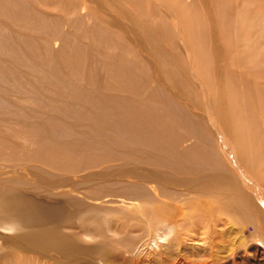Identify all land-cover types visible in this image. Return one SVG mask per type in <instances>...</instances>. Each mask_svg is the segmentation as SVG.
Returning a JSON list of instances; mask_svg holds the SVG:
<instances>
[{
	"label": "rangeland",
	"instance_id": "obj_1",
	"mask_svg": "<svg viewBox=\"0 0 264 264\" xmlns=\"http://www.w3.org/2000/svg\"><path fill=\"white\" fill-rule=\"evenodd\" d=\"M8 1L12 5L23 6L27 12L24 17L28 19L31 25L29 33L35 36L38 42L37 48L47 54L46 61L49 65H46L44 69H48L47 73L50 74L49 78L52 81L57 79L59 82L60 88L65 95V100L62 102L64 108L66 102L69 101L72 89H79V87L80 89L93 91L100 97L110 94L112 97L109 102L102 103L100 101L96 104L97 108L105 110L107 113L121 109L114 108L117 105L116 97L119 100H126L125 103L127 104L123 108L133 104V111L120 112V115L122 117V114H124V116L129 117L132 116L135 109L141 110L140 123L137 121L134 126L140 130V135L144 140L145 136H148V139L157 137L152 127L157 128L162 122L174 123V117L179 119L180 111L177 109L171 110L173 116L168 115L164 119L161 118L162 115L165 116L164 113L160 115L165 106H171L176 103L183 107V111H185V108L193 115L196 114L195 111L192 112L188 108L186 95L183 94L182 90L177 87H174L175 89L172 87V90H169L167 86L156 85L152 81L150 84L148 83L149 86L145 87V78L140 82L137 94L129 95L126 91L124 92L127 95L116 92L108 93L106 89H115L112 79L121 87H130L129 78L120 76L116 71L113 73L109 72L112 65L110 59H118L115 60V63L122 66L127 64V62L120 61L119 57H124L122 60L126 59L127 61L128 59L133 60L136 58L138 60L132 64V68L136 69L141 66L147 72L150 71L151 77L154 76L155 81H158L154 68L151 67L152 62H149L145 57L147 55L145 46L136 41L133 43L126 40L124 29L117 27L116 22L120 23L121 20L112 23V20L110 21L111 17L109 18L106 15L100 18L97 17V13H103L97 5H108L110 8L116 9V4L112 2L114 0ZM131 1L139 4L140 0ZM208 1H206V5L204 0H185L184 6L188 8L191 5V8L201 15L200 20L203 21L204 30L213 38L212 42L215 45L213 48L218 57L217 64L221 67L219 74L223 77L225 76L224 63L219 57L221 53L218 49L220 44L218 40L222 39L223 36L221 35V38L219 35L213 34L216 26L212 27L211 22H213L215 17L211 20L210 18L212 17H209V14L210 12L214 16L217 14L216 12L212 13L215 8L210 3V0ZM217 1L223 2L226 0ZM261 2L264 1L260 0L258 4H261ZM119 5L123 7L122 1H120ZM142 5L144 6V4ZM147 5L148 3L145 0V7ZM261 5L264 7V3ZM263 7L257 9L262 10ZM129 10L133 17V30H136L139 36L142 34L141 37L144 34L143 38H145L150 29H146L147 27L143 26L144 30L140 24L143 21L141 10L133 8H129ZM234 11L237 12L236 10ZM1 12L4 16L3 18L0 16V31L2 29L3 33H9L11 29L7 27L6 22L9 26L16 25L14 33L22 34L29 41L28 28L25 27L22 19L14 25V23L10 22V17L8 16L9 9L0 5V15H2ZM154 16L158 17H155L151 24L155 27L164 22L163 24L167 26L163 27L162 34L164 36L173 35L172 32L170 33L168 19L160 14H155ZM160 21L161 23H159ZM215 23L217 24L216 20ZM150 35L152 36L150 42L154 48L159 47L158 49H160L162 47L163 49V47H166L163 50L160 49V51L162 50L160 53H164L167 50L165 54L168 57L172 55L176 58L178 56L176 48L170 39L165 36L164 39L160 40L162 36L158 38V34L155 31L150 32ZM138 45L141 46L142 51H140ZM53 57L56 58L60 65L54 66L55 60ZM30 59V56H26V60ZM234 60V63L237 64L238 60H236V57ZM187 65L188 63L183 60L179 67L178 64H173L171 67V69L179 72L183 83L188 82L183 72ZM233 66L236 67V65ZM228 67L232 68L230 64H228ZM44 69L40 68L39 70L42 71ZM235 70L233 68L230 72L227 71L229 72L228 75L234 77ZM220 78H218L216 85L226 90L227 93L233 91L235 87L239 88L236 81L232 80L224 84ZM10 87L19 91L24 89V85L21 83L6 82L5 89ZM149 87L156 89L157 93L153 97L158 101L148 102L150 96L145 94V90ZM189 89L192 93L190 97L192 99L195 98L200 105V96L197 88L190 84ZM7 95L14 98L4 95L2 82L0 81V189H11L16 193L24 194V199L21 198L19 201H24L25 204L31 201L63 203L70 211V216H73V219H71L70 224L62 226L63 229L60 230V233L66 239L68 238L67 243L75 246L76 251L51 250L45 252L40 250L39 253L42 255L39 256L35 254L34 250L31 251L30 246L26 248L25 252H22L12 245H4L0 253V264H264V203H261V201L264 202V171L261 174L263 175L262 178H257L258 183H256L258 190L261 189L257 193L260 199L256 197L260 201L259 209H262L258 214L256 211L251 210L249 206L255 200L250 201L251 198H249L244 186L240 184V193L242 192V194L237 193L233 199L227 197L226 199L215 200L208 196H194V194L190 196V193H187L184 188L177 187L169 179H163L146 168L145 157L137 153L134 154L139 157L135 156L132 153L134 152L133 150L132 154H130L131 159L128 158L126 163H121L118 160L103 163L104 158L96 156V164L94 166L88 157H85L80 152L78 153V150H76L81 137L75 131L67 132L56 127V132L50 133L48 130L37 129L39 127L42 128L47 122L56 118L55 115H52L50 106L47 105V107L41 109L36 97L30 93L26 94L28 99L25 102L20 96ZM164 95L171 99H164ZM215 99H217V96H215ZM6 101H11L12 105L6 104ZM18 104L21 105L18 106ZM119 106L122 107V105ZM3 107H6V109H2ZM145 111L150 112V116L147 118H145ZM35 112H38L41 118L37 117ZM53 112L56 113L54 109ZM131 120L134 121V118ZM204 120H202V123ZM27 126L31 127L32 130L27 128ZM106 128L112 135L116 129H119L112 120L106 122ZM207 130L212 135V128L208 126ZM187 132H189L188 129ZM121 135L122 132H119L118 137H121ZM186 140L187 142L185 141L179 146L180 149L191 148V145L197 151H205L208 148L206 143H202L195 138ZM213 141L214 139L211 137V142L208 144L214 146ZM215 146H218L216 142ZM35 150L39 151V156H32ZM65 167H77L81 171L77 172V176L71 175L70 172L64 170ZM124 183L134 186L138 193L133 196H124L120 193L122 189L126 188ZM177 190L179 193H177ZM172 191L174 195L170 197H166L169 195L163 194V192ZM183 196L185 197L181 199ZM148 198L155 199V201L170 202L178 209L184 207L185 209L183 210L185 212L193 208L200 213L206 210L204 213L206 216L201 213L203 216H201V219L199 218L205 222H203L205 224L203 228H199V226L192 228L193 230H188L189 234L186 231L176 232L165 242H160V247L149 249L151 256L155 257L154 260L156 259L153 261L154 263H149L145 255V232L147 227H145V218L141 219L137 212L141 205H145V201H148ZM188 201L190 202L188 203ZM214 201L221 202L215 204ZM232 201H242V209L234 205L235 203ZM131 202L138 204V208L132 209ZM174 202L178 203L179 206ZM195 202L198 204H195ZM226 203L228 204L226 205ZM222 204L225 206L223 207ZM222 210L224 214H220L219 211ZM16 211L17 208L14 209V207H0V223L3 222L4 224L12 219V214ZM44 216L49 217L50 213L44 212L43 215L39 216L32 215L30 222L39 223L38 221H41ZM257 216H260V218ZM214 220L217 222V226H215L216 222ZM63 223L65 221L61 220L60 225ZM48 226L53 227V225ZM82 228L85 232L88 231V235L81 232ZM57 233L58 237L62 238L61 234ZM176 236L178 243L175 239ZM125 242L130 244L129 248L121 246ZM142 244L143 247L139 248ZM200 246L203 249L208 248L202 252ZM19 258L22 259L19 261ZM158 258L161 260H158Z\"/></svg>",
	"mask_w": 264,
	"mask_h": 264
},
{
	"label": "bare ground",
	"instance_id": "obj_2",
	"mask_svg": "<svg viewBox=\"0 0 264 264\" xmlns=\"http://www.w3.org/2000/svg\"><path fill=\"white\" fill-rule=\"evenodd\" d=\"M120 1H122L123 7L119 5ZM184 1L146 0L148 5L145 7V0H140L139 4L131 0H114L112 2L116 4V9L110 8L108 5H97L103 11V13H97L98 18L106 15L109 18L111 17L110 21L112 20V23L121 20L120 23L116 22V24L118 25L117 27L124 29L126 40L133 43L136 41L145 46V51L147 52L145 57L149 62H152L151 67L154 68L158 77V81H155V77H151V72H147L141 66L133 69L132 64L138 60L136 58V60L128 59L127 61L126 59L122 60L124 57H119L120 61L127 62V64L122 66L115 63V60L118 59H110L112 65L109 72L113 73L116 71L120 76L129 78L130 87H121L112 79L115 89H106L108 93L137 94L139 84L145 78V87L149 86L152 81L156 85L167 86L169 90H172V87L182 90L183 94L186 95L188 108L196 113L193 115L185 108V111H183V107L176 103L171 106H165L163 112L160 113V115L164 113L165 116L162 115L161 118L164 119L168 115L173 116L171 110L177 109L180 111L179 119L174 117V123L166 122L169 123L166 124L162 122L159 127H152V130L157 135L155 139H148L149 137L145 136L144 140L140 135V130L134 126L137 121L140 123L141 110L135 109L132 116L127 117L122 114L121 117L120 112L133 111L134 108L133 104L123 108L127 104L125 103L126 100H119L116 97L117 105L114 108L121 109L112 113H107V111L96 107V104L100 101L102 103L109 102L112 97L110 94L100 97L93 91L80 89V87L79 89L75 88L72 89L69 101L66 102L64 108L62 102L65 100V95L60 88L59 82L57 79L52 81L49 78L50 74L47 73L48 69H44L46 65H49L46 61L47 54L37 48L38 42L35 36L29 33L31 25L28 19L24 17L27 12L23 6L12 5L8 0H0V5L9 9L8 16L10 17V22L14 23V25L22 19L25 27L28 28L29 41L22 34L14 33L16 25L9 26L6 22L7 27H10L11 30L9 33H3L2 29L0 31V81L2 82L4 95L10 98L14 97L7 94L20 96L25 102L28 99L26 94L30 93L36 97L41 109L47 107V105L50 106L52 115H55L56 118L47 122L42 128L39 127L37 129L48 130L50 133H55L57 128L67 132L75 131L81 137L76 150H78V153L80 152L85 157H88L94 166L96 164V156L104 158L103 163L111 162V160L126 163L128 158L131 159L130 154L137 153L145 157L146 168L163 179H169L177 187L184 188L187 193H190V196L194 194V196H208L215 200L226 199L227 197L233 199L237 193L242 194V192L240 193V185L244 186L249 198H251L250 201L255 200L249 206L251 210L256 211L258 214L262 210L259 209L260 201L257 200V198L260 199L257 193L261 189L258 190L256 183H258L257 178H262L263 175L261 174L264 171V7L261 5L264 2L258 4L260 0H226L223 2L210 0V3L215 8L212 13L216 12L218 15L216 17L211 12L209 14V17H212L210 18L211 20L215 17L213 22L210 21L212 27L216 26L213 34H217L221 38L223 36L222 39L218 40L220 43L218 49L221 53L219 57L224 63L223 69H225V76L222 77L219 74L221 67L217 64L218 57L213 48L215 46L214 42H212L213 38L204 30L203 21L200 20L201 15L196 10H193L191 5L186 8ZM204 1L205 4L206 1L209 2L208 0ZM19 3L22 5L21 2ZM233 4L235 5L233 6ZM218 5H220L219 9ZM258 5L263 7L262 10L257 9L260 8ZM129 8L141 10L143 21L140 24L142 28L146 26V29H150L145 38H143L144 34L141 37L142 34L139 36V33L133 30V17ZM1 14L0 16L3 18L4 15L2 12ZM155 14L163 15L168 19L170 33L172 32L173 35L165 36L170 39L176 48L178 54L176 58L172 55L168 57L165 54L167 50L164 53H160L166 47H163V49L161 47L160 49L162 50L160 51L159 47L154 48L150 42L152 40L150 32L152 31L158 34V38L162 36L160 40L164 39L165 36L162 34L163 27L167 26L160 21L159 23L161 24L154 27L151 23L155 17H158L154 16ZM171 36L173 37L170 38ZM138 46L140 51H142L141 46ZM26 56H30L31 59L26 60ZM235 57L238 60L237 64L234 63ZM53 59L55 60L54 66L60 65L56 58L53 57ZM183 60L188 63L183 70L188 79L187 83H183L177 70L171 69L173 64H178L179 67ZM228 64L231 65V69L234 68L235 70L236 68L234 77L228 75L231 70ZM233 65H236V67ZM40 68L44 70L40 71ZM218 78L222 79L224 84L234 80L240 89L235 87L233 91L227 93L226 90L216 85ZM9 81L23 84L24 89L21 91L12 87L5 89L6 82ZM190 84L198 90L200 105L195 98L192 99L190 97L192 96L189 89ZM156 93V89L153 87L145 90V94L150 96L148 102L158 101L153 97ZM215 96H217V99H215ZM163 98L169 100L170 97L164 95ZM120 102L121 104H119ZM5 103L12 105L11 101H6ZM20 105L18 104V106ZM119 105H122V107ZM2 109H6V107ZM53 109L56 113L53 112ZM35 114L41 118L38 112H35ZM149 114V111H145V118L149 117ZM132 118H134V121L131 120ZM110 120L119 127V129L114 131L113 135L106 128V122ZM202 120H204L203 123ZM208 126L212 128V135L207 130ZM27 128L32 130L29 126ZM187 129L189 132H187ZM119 132H122L121 137H118ZM211 137L218 145L217 147L214 141V146L208 144L211 142ZM193 138L206 143L208 146L207 150L197 151L193 145L187 149L179 148L185 141L187 142L186 139ZM137 154L134 155L139 157ZM39 155L38 150H35L32 154L35 157ZM71 168L65 167L64 170L76 176L77 172L81 171L77 167ZM124 185L126 188L120 192L124 196H133L138 193L134 186L125 183ZM177 193H179L178 190ZM163 194L169 195L166 197L174 195L173 191L163 192ZM184 195L186 196L185 193ZM185 196L181 197V199ZM23 197L24 194L16 193L11 189H0V207L17 208V211L12 214V219L4 224L3 222L0 223V253L4 245H12L22 252H25L26 248L30 246L31 251L34 250L35 254L39 256L42 255L39 253L40 250L45 252L51 250L76 251V247L68 244V238L66 239L60 233V230L63 229L62 226L70 224L71 219H73L67 207L61 202L31 201L25 204L24 201H19ZM176 202L174 203L176 204ZM217 202L221 201H214L215 204ZM232 202L238 208L243 206L242 201ZM261 203L264 202L261 201ZM195 204L198 203L195 202ZM130 205L132 209L138 208V204L134 202H131ZM222 206L224 207L225 205L222 204ZM219 208L221 209L220 206ZM183 209L185 208L178 209L170 202L155 201L152 198H148V201H145V205H141L138 208L137 212L141 219L145 218V227H147L145 232V255L149 263L156 260H154V256H151L150 248L160 247V242H165L176 232L186 231L189 234L188 230H193L192 228L197 226L199 228L204 227L205 222L200 220L201 216H203L201 215L202 212L200 213L194 208L186 212ZM201 210L203 209L201 208ZM44 212L50 213V216H44L41 221H38L39 223L30 222L32 215L39 216L43 215ZM219 212L224 214L223 210ZM257 217L260 218V216ZM61 220H64L65 223L60 225ZM48 225H53V227ZM215 226H217V222ZM218 229L220 228L218 227ZM81 230L82 233L88 235V231L85 232L83 228ZM57 232L61 234L62 238L58 237ZM207 233L209 232L207 231ZM178 238L180 237L178 236ZM129 245L125 242L121 246L129 248ZM142 247L143 244L139 248ZM207 248L204 249L207 250ZM204 249L202 248V252ZM21 259L19 258V261Z\"/></svg>",
	"mask_w": 264,
	"mask_h": 264
}]
</instances>
